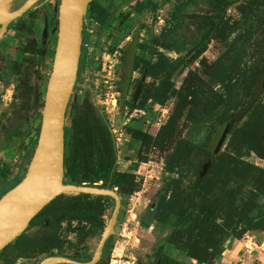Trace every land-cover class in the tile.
I'll return each instance as SVG.
<instances>
[{
	"label": "rangeland",
	"instance_id": "374dc122",
	"mask_svg": "<svg viewBox=\"0 0 264 264\" xmlns=\"http://www.w3.org/2000/svg\"><path fill=\"white\" fill-rule=\"evenodd\" d=\"M20 1L7 0L6 11ZM229 1L219 12V31L203 41V51L192 58L198 24L192 22L191 15L213 13L205 0H90L89 17L81 23L79 61L64 116V139L69 135L71 107L85 98L110 129L115 169L134 172L141 179L138 191L118 193L119 208L101 264H153L158 252H169L163 242L175 216L169 215L163 222L154 219L158 195L177 190L179 175L190 177L205 154L217 147L225 149L227 126L217 124L209 114L189 121L182 115L177 136L183 141L180 152L189 150V162L168 170L173 164L168 162L170 155L178 151L177 143L154 146L152 141L176 99L169 97L158 104L148 97L165 76L178 88L189 71L199 73L209 87L218 89L219 84L201 71L203 63L212 62L220 54L228 63L264 60V3L254 15H244L238 9L244 0ZM57 4L58 0H48L46 8L36 10L35 19L24 16L29 28L20 34L16 48H39V53H24L23 61L17 58V71L11 68V59L18 54L14 49L17 39L7 35V29L2 36L0 200L22 177L36 142L40 102L56 37ZM26 89L30 92H24ZM244 159L252 163L254 173L264 168V159L253 153ZM179 185L185 187L186 181L181 179ZM104 202L102 226L74 221L60 224L57 231L62 245L53 254L90 258L113 207L111 198L104 197ZM41 222H45L42 215L35 217L23 233L28 236L37 232ZM28 248L24 238L13 239L0 250V264H37L47 255L31 253Z\"/></svg>",
	"mask_w": 264,
	"mask_h": 264
},
{
	"label": "trees",
	"instance_id": "16d2710c",
	"mask_svg": "<svg viewBox=\"0 0 264 264\" xmlns=\"http://www.w3.org/2000/svg\"><path fill=\"white\" fill-rule=\"evenodd\" d=\"M205 1L213 13L191 15L192 22L198 23V36L192 43V58L203 51L205 44L202 42L219 31L222 19L219 12L230 3L229 0ZM263 3L264 0H244L238 9L244 15H254ZM90 10L89 1L83 16L85 22ZM15 28L25 31L29 27L20 20L15 23ZM23 52L38 54L39 49L24 47ZM25 59L22 57L21 60ZM226 60L220 54L212 62L202 64L201 73L219 84L218 89L209 87L199 73L189 71L178 88L165 76L148 97L158 104L169 97L176 99L171 113L152 141L154 146L177 143L178 151L170 155L168 162L173 164L168 170L175 164L189 162V150L184 154L180 152L183 141L177 136L178 120L182 115L189 121L209 114L214 116L217 124L225 125L229 130L225 149L220 151L217 147L205 154L190 177L180 174L176 183L178 189L158 195L154 207V219L159 222L165 221L169 215L175 216L174 225L164 237V242L206 264H212L214 246L226 236L240 237L246 231H264V208L258 202V198L264 195V168L254 173L252 163L244 159L249 153L264 159V60L248 64H240L237 60L228 63ZM19 64L13 60L12 70L17 71ZM24 92L30 91L26 89ZM68 129V139H64V182L115 189L125 195L140 189L139 175L115 169L116 151L112 134L90 101L82 98L71 107ZM206 160V168L200 173ZM181 179L186 181L185 187L179 185ZM104 197L107 196L60 193L30 219L28 224L42 215L45 222L40 223L41 229L28 236L22 232L15 239L24 238L31 253L53 254V250L60 249L62 245L57 231L62 222L102 226L101 218L106 207ZM107 238L95 264H101ZM158 264L185 263L161 254Z\"/></svg>",
	"mask_w": 264,
	"mask_h": 264
},
{
	"label": "water",
	"instance_id": "95a60500",
	"mask_svg": "<svg viewBox=\"0 0 264 264\" xmlns=\"http://www.w3.org/2000/svg\"><path fill=\"white\" fill-rule=\"evenodd\" d=\"M10 1V0H8ZM36 0H24L0 17V37L6 25L29 8ZM90 0H58L56 37L48 73L36 142L20 180L0 200V250L28 226L30 219L60 193H88L107 196L113 207L96 246L87 260L49 254L37 264H95L106 237L112 232L119 208L115 189L97 188L63 181L64 116L75 81L80 53L81 23ZM208 160L200 169L202 173ZM151 207V203L149 204ZM160 255L153 264H158Z\"/></svg>",
	"mask_w": 264,
	"mask_h": 264
},
{
	"label": "crops",
	"instance_id": "0c3cea01",
	"mask_svg": "<svg viewBox=\"0 0 264 264\" xmlns=\"http://www.w3.org/2000/svg\"><path fill=\"white\" fill-rule=\"evenodd\" d=\"M14 34L15 30L12 27H8L7 35L15 38ZM18 42L19 39H17V44L14 46L18 54L11 60H16L22 56L21 50L16 48L19 44ZM4 44V39L1 37L0 47ZM258 202L264 208V195L258 198ZM163 245L166 246V250L169 249V252L158 254L160 256L161 254H166L169 258L185 264H206L185 255L179 249L170 247L167 242H163ZM213 251L212 264H264V231H246L240 237L228 235L214 246Z\"/></svg>",
	"mask_w": 264,
	"mask_h": 264
},
{
	"label": "flooded vegetation",
	"instance_id": "af4514ba",
	"mask_svg": "<svg viewBox=\"0 0 264 264\" xmlns=\"http://www.w3.org/2000/svg\"><path fill=\"white\" fill-rule=\"evenodd\" d=\"M10 1H14L15 2V0H10ZM24 0H21L20 1V3H18L17 5H16V7L17 6H19L22 2H23ZM47 2H48V0H36L29 8H31V10L29 11V12H27V13H25V14H23V15H19V16H17L15 19H13L12 21H10L7 25H6V27L4 28V30H3V33H4V31H5V29H7L8 27H12L14 30H15V34H14V37L15 38H17V39H19L20 38V34L23 32V31H20V30H18V29H16L15 28V23H17L18 21H20V20H22L24 23H26L25 22V20H24V16H27L29 19H35L36 17H35V14L37 15V12H36V10L38 9H40V7L41 6H45V8H46V6H47ZM15 7V8H16ZM29 8H27L25 11H27ZM24 11V12H25ZM196 14V13H195ZM198 14H203V13H198ZM197 23V22H196ZM27 24V23H26ZM198 24V23H197ZM28 26V25H27ZM3 33H2V35H3ZM2 35H1V37H2ZM1 37H0V39H1ZM24 48V47H23ZM39 49V48H38ZM21 52H22V54H24V52H23V49L21 50ZM22 57H24L23 55L21 56V59H22ZM13 61V60H12ZM16 61V60H15ZM18 62V61H17ZM20 62V61H19ZM68 257V256H67ZM72 258V257H71ZM75 259V258H74ZM99 259V258H98ZM77 260V259H76Z\"/></svg>",
	"mask_w": 264,
	"mask_h": 264
},
{
	"label": "bare ground",
	"instance_id": "6f19581e",
	"mask_svg": "<svg viewBox=\"0 0 264 264\" xmlns=\"http://www.w3.org/2000/svg\"><path fill=\"white\" fill-rule=\"evenodd\" d=\"M6 4H7V0H0V17L5 16L7 14ZM5 198L6 196H4L3 199Z\"/></svg>",
	"mask_w": 264,
	"mask_h": 264
}]
</instances>
